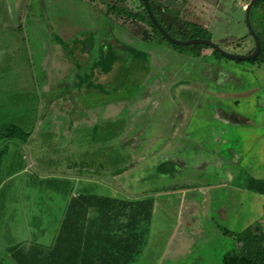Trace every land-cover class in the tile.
<instances>
[{
	"label": "rangeland",
	"instance_id": "obj_1",
	"mask_svg": "<svg viewBox=\"0 0 264 264\" xmlns=\"http://www.w3.org/2000/svg\"><path fill=\"white\" fill-rule=\"evenodd\" d=\"M123 1L133 14L142 13L140 0ZM157 2L178 10L181 20L169 32L176 38L182 32L192 38L195 24L202 29L197 37L227 51L253 47L245 26L249 0ZM117 4L0 0V228L12 219L20 224L14 249L23 252L26 241L41 237L36 229L60 222L62 208L79 193L100 200L124 196L118 190L152 194L179 183L171 188L198 192L216 209L225 201L213 197L232 192L234 215L209 213L213 219L203 228L219 231L200 234L189 253L207 264L226 252V240L228 251L236 244V232L248 222L245 196L264 189V65L228 60L206 45L168 43L145 20L108 18ZM263 6L259 0L251 9L258 31ZM144 32L155 41L142 40ZM246 129L258 132L257 139L242 138ZM76 162L85 180L64 179ZM150 202L143 254L172 256L178 219L161 210V195ZM1 230L6 245L10 239ZM45 233L43 240L50 238Z\"/></svg>",
	"mask_w": 264,
	"mask_h": 264
},
{
	"label": "crops",
	"instance_id": "obj_2",
	"mask_svg": "<svg viewBox=\"0 0 264 264\" xmlns=\"http://www.w3.org/2000/svg\"><path fill=\"white\" fill-rule=\"evenodd\" d=\"M207 131L208 130L204 132L196 131L195 134L206 135L208 134ZM216 133L217 132L213 129L209 132V134L214 136ZM240 136H242V138L245 136L246 139L255 140L258 137V132L254 129H246L242 131ZM173 158L175 157L173 156ZM82 169L83 167L80 168L79 163L76 162L75 168L71 169L73 173L67 176L64 175V179L71 178L74 181L85 180L84 175H81ZM164 175V173L161 174V176L165 178ZM172 177L174 180L175 177ZM233 177L234 176H231L232 180ZM178 182H180V180H178ZM130 186H132L131 182ZM171 187L178 188L180 184L178 183ZM171 187H169V189H163V191L153 192L152 194H150L151 192L141 191L138 192L137 195L132 194L130 190H118L119 193L124 196L117 199L130 202L133 200H153L155 203L157 196L161 195V210L167 213L173 211L176 219H178L176 225L171 229L174 231L172 239L174 243H176L177 248L176 253L172 256L165 257L164 255H160L158 257H151L143 254L144 248L148 243V230L151 225L152 217H150L151 219H149L148 222L147 220L144 222L141 220L140 224H135L134 228L131 220L127 221V218L124 219V223L103 224L100 222V212L96 207H88L85 209L82 206H77L76 209L71 212V215H76L75 219L78 221L65 223L63 221L70 212L71 203L68 210L65 209V207L62 208L60 222L36 229L42 231L40 234L41 237L46 234L45 232L50 231V238L43 240L40 237L30 240L29 242L26 241L28 244L23 252L20 248L14 249V246L20 243V239H15L20 237V224H16L13 221L14 219H12L8 225L1 227L0 231H2L1 229L3 228V231H6L10 240L6 245L0 244V264H203L199 257L197 259L195 258V260L188 258L189 253L192 252V247L194 248L197 238L200 239V234L209 231L207 233L213 236V233L217 234L219 231L214 225L211 226L212 228L204 229V220L206 219V222H208L213 219L212 217L210 218L209 213L210 215H219L222 212L221 215H223L225 219H228L230 215H234V196L232 192H227L226 196H214L213 199L216 201L222 199L225 201L221 207L215 209L212 207L209 208L208 206L209 203L213 205V202H202V199L205 198L202 194L190 190H174ZM230 189L231 191L234 190L235 193L239 191L242 193L245 192L244 189L236 186H232ZM85 196L86 194L79 193L75 196V200H80ZM245 199L248 201L246 206L248 222L237 232L242 231L245 227L254 222L259 223L264 217V205L262 204V195L260 193L251 191L249 196H245ZM240 206H243L242 202H240ZM125 211L130 212L131 209L129 210L127 208ZM152 211H154V209H152ZM134 231L138 233L137 235L141 238L140 242H142L140 250H137L135 254L133 253L132 245ZM221 233L219 235L222 237L226 236L225 233ZM232 244L230 251L236 250L238 247L237 244ZM228 245L226 240V247H224L226 252H220V254L218 252L216 256H214V260H209L207 264H221L222 256L230 252L228 251Z\"/></svg>",
	"mask_w": 264,
	"mask_h": 264
},
{
	"label": "trees",
	"instance_id": "obj_3",
	"mask_svg": "<svg viewBox=\"0 0 264 264\" xmlns=\"http://www.w3.org/2000/svg\"><path fill=\"white\" fill-rule=\"evenodd\" d=\"M117 10L113 12L107 13L106 15H111L113 17L119 18L122 21H127L129 18H135L139 20H147V23L151 25L153 30H155L161 37L162 40L168 42L160 32L152 25L151 21L148 19L146 11L143 9L141 14L135 13L132 14L130 10L126 7L123 0H117ZM256 4V3H255ZM264 9V6H263ZM151 10L158 20L159 24L167 31L170 32L172 29V25L175 21L181 20L180 14L178 10L174 9H164L162 10L160 7L151 6ZM251 20V13H250ZM257 32V30L254 28ZM193 35L191 37H197L198 32H202V29L198 25L192 26ZM260 40H261V51L257 58L251 60H260L264 62V24L261 32H257ZM148 39L154 38L148 36ZM181 39H188V35L186 33H181ZM170 43V42H168ZM201 46H205L201 44ZM220 55L218 52L213 51ZM222 56V55H221ZM6 131L4 134L8 137H11L12 129L9 127L5 128ZM20 135H28L23 131L20 132ZM5 136V137H6ZM258 192L264 193V189L257 190ZM152 200H133L132 202L127 200H121L114 197H100V200L94 196H88L81 198L80 200H74L70 205V212L66 216L63 222L71 223L76 222V215H71V212L76 209L77 206H82L85 209L88 207H96L101 217L100 222L103 224L112 223V224H120L125 222V218L131 220L133 224V228L135 224L143 222L145 220L150 219L151 216V202ZM131 209V211L126 212V209ZM106 215V218L103 219L102 216ZM136 231L133 232V253L135 254L137 250H140V242L141 238L137 235ZM236 244L238 245L237 249L234 251H230L225 253L222 256L221 264H264V226L260 225L258 222H254L247 227H245L242 231L237 232L235 234Z\"/></svg>",
	"mask_w": 264,
	"mask_h": 264
},
{
	"label": "water",
	"instance_id": "obj_4",
	"mask_svg": "<svg viewBox=\"0 0 264 264\" xmlns=\"http://www.w3.org/2000/svg\"><path fill=\"white\" fill-rule=\"evenodd\" d=\"M258 1L259 0H249L248 4L244 8V10H245V24H246V28H247L250 36L253 38L254 49L250 54H238V53H232V52H229V51L223 49L222 47L218 46L215 42H213L207 38L192 37V38H188V39H179V38L172 36L169 32H167L159 24V22L157 21L156 17L154 16V14L151 10V7L149 5L148 0H143L144 7H145V10L147 12L149 20L155 26V28L160 32V34L166 40H168L170 43H173L176 45L203 44V45H206L208 47H211L212 49L217 51L220 55L227 57L229 59H232V60H251V59L255 58L260 52L261 42H260L259 36L254 31V29L252 28L251 21H250L251 8ZM69 92H70V99L72 101H74L72 91H69Z\"/></svg>",
	"mask_w": 264,
	"mask_h": 264
},
{
	"label": "flooded vegetation",
	"instance_id": "obj_5",
	"mask_svg": "<svg viewBox=\"0 0 264 264\" xmlns=\"http://www.w3.org/2000/svg\"><path fill=\"white\" fill-rule=\"evenodd\" d=\"M141 1V6H142V12H143V9L145 10V7H144V2H143V0H140ZM158 0H148V2H149V5H150V7L151 6H158L159 7V5H158V2H157ZM125 3V2H124ZM255 5V4H254ZM253 5V6H254ZM127 7V6H126ZM128 8V7H127ZM245 8V7H244ZM129 9V8H128ZM252 9V8H251ZM130 10V9H129ZM162 10H164V9H162ZM146 11V10H145ZM130 12H131V10H130ZM132 13V12H131ZM251 13V12H250ZM133 14V13H132ZM146 14H147V12H146ZM108 18H110V17H112L111 15H106ZM155 16V15H154ZM147 17H148V15H147ZM113 18H116V17H113ZM130 19H132L131 17L129 18V20ZM134 19V18H133ZM149 19V18H148ZM145 21H147V20H145ZM158 21V20H157ZM251 21V20H250ZM147 23V22H146ZM148 25V24H147ZM153 25V24H152ZM252 25V24H251ZM154 26V25H153ZM245 26H246V24H245ZM155 27V26H154ZM252 28H253V26H252ZM262 28H263V26H262ZM262 28L261 29H259V31L257 30V32H261L262 31ZM247 29V28H246ZM254 29V28H253ZM248 31V30H247ZM255 31V30H254ZM146 32V31H145ZM143 33V35H142V40H145V41H147V42H149L150 41V39H148V36H146L145 34L146 33ZM256 32V31H255ZM256 32V33H257ZM257 35H258V33H257ZM259 36V35H258ZM259 39H260V37H259ZM66 40H67V38H66ZM152 40V39H151ZM260 42H261V40H260ZM212 51H215L214 49H212L211 47H209ZM224 49V48H223ZM253 49H254V41H253V47L252 48H250L248 51H246V52H240V53H238V54H250L252 51H253ZM260 51H261V48H260ZM217 52V51H216ZM230 52V51H229ZM232 52V51H231ZM232 53H235V52H232ZM259 54H260V52H259ZM259 54L255 57V58H257L258 56H259ZM224 57V56H223ZM224 58H226V59H228V60H232V59H229V58H227V57H224ZM255 58H253V59H255ZM253 59H251V60H253ZM251 60H248V62H249V64H256V63H258V64H261V65H264V62L263 61H260V60H255V61H251ZM233 61V60H232ZM235 61H239V60H235ZM229 78V80L230 79H234V80H236V79H240V77H239V75H237V77H233V76H231V77H228ZM71 88V86L70 85H68V90ZM67 90V91H68ZM69 91H71V89L69 90ZM65 94H67L68 95V92L67 93H65ZM73 94V93H72ZM73 97H74V95H73ZM70 99V98H69ZM70 101L72 102V104H73V106L74 107H76V105H74V102L70 99ZM74 101H75V98H74Z\"/></svg>",
	"mask_w": 264,
	"mask_h": 264
}]
</instances>
